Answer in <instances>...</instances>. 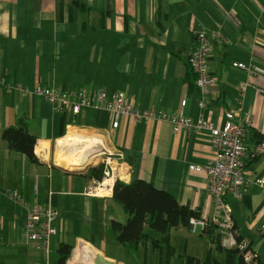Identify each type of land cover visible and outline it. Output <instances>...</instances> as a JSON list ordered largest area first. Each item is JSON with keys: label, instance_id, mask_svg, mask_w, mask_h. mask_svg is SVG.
Segmentation results:
<instances>
[{"label": "crops", "instance_id": "obj_1", "mask_svg": "<svg viewBox=\"0 0 264 264\" xmlns=\"http://www.w3.org/2000/svg\"><path fill=\"white\" fill-rule=\"evenodd\" d=\"M202 30L213 46L209 64L216 80L205 108L199 106L188 66ZM0 75L6 78L0 85V264H55L61 243L73 245L72 253L88 245L114 264H125L115 252L128 246L117 241L110 222H125L126 215L118 206L111 208L113 190L87 195L98 181L85 176L92 161L76 169L58 163V156L81 150L93 163L108 166L116 182L143 179L196 210L201 219L222 216L206 173L192 168L214 159L209 130L174 132L169 121L128 115L118 116L115 128V116L104 105L78 115L70 109L55 111L33 93L38 84L123 92L137 108L203 118L216 127L225 125L228 111L238 120L249 113L243 158L248 186L242 197L228 192L225 201L238 236L264 261V183L257 182L264 179V156L251 154L264 131V0H0ZM11 126L36 136V163L2 138ZM34 205H52L59 212L58 233L50 238L51 261L50 247L47 254L30 240L25 226ZM145 232L149 239L129 248L162 252L164 246L153 245L161 234L149 225ZM221 236L223 247L231 248ZM174 239L187 240L179 254L184 264L190 256L225 258L200 225L195 231L190 224L172 230L170 256L177 253Z\"/></svg>", "mask_w": 264, "mask_h": 264}, {"label": "built area", "instance_id": "obj_2", "mask_svg": "<svg viewBox=\"0 0 264 264\" xmlns=\"http://www.w3.org/2000/svg\"><path fill=\"white\" fill-rule=\"evenodd\" d=\"M196 39L197 45L188 57V66L194 75V83L200 93L199 106L205 108L207 106V96L216 82L209 64L213 46L205 30L197 32ZM233 65L248 70L247 65L244 63L235 62ZM3 84H6V78L0 75V85ZM245 86L244 83L239 84L241 90H244ZM33 93L51 103L55 111L63 112L70 109L73 115H78L88 107L104 105L115 116L113 122L115 128L119 125L118 116L128 115L134 119L169 121L173 125L174 132L209 130L211 132V143L215 148L214 159L207 166L193 165L192 168L205 172L208 177V190L215 200L217 209L222 213L221 217H215L211 223L215 224L220 232L226 236L225 245L228 247L238 246L242 250L247 247L246 242L237 241L238 234L234 228L231 209L225 201V196L228 192H231L240 198L248 186V181L244 175L243 158L248 149L246 125L251 123L249 113L246 112L244 118L238 120L235 112L228 111L225 125L216 127L212 122L203 118L195 121L185 115H169L162 110L137 108L130 103L127 95L123 92L108 94L103 89L98 91L85 89L61 90L38 84L33 89ZM182 105H186V100L183 101ZM251 154L264 156V131H262L261 140L253 147ZM107 181L109 185H106ZM257 182L262 184L264 179H258ZM115 183L116 176L106 166L104 167L102 179L96 181L94 186L89 187L86 193L87 195L111 194ZM13 196L16 200L23 202L22 196L17 192H14ZM58 216V210L52 205H34L27 215L25 226L30 240L39 242L47 254L49 253L50 238L58 233L55 226V220ZM209 223L205 219L191 218L189 224L195 231L198 225L203 229ZM252 258L250 252L245 254L247 262H251Z\"/></svg>", "mask_w": 264, "mask_h": 264}, {"label": "trees", "instance_id": "obj_3", "mask_svg": "<svg viewBox=\"0 0 264 264\" xmlns=\"http://www.w3.org/2000/svg\"><path fill=\"white\" fill-rule=\"evenodd\" d=\"M2 138L11 150L23 153L30 162L36 163L35 135L30 134L24 127L11 126L3 131ZM85 176L101 180L104 176L103 163L89 167ZM111 202V208L118 206L126 215L125 222L112 219L111 229L117 241L130 248L149 239L150 235L145 232L146 225H149L152 231L161 234L160 240L153 241L154 247L160 249L162 246H168L173 229L180 225L188 226L191 218H201L196 210L187 205H180L172 194L154 187L143 179H133L130 183L118 180L113 187ZM216 228L217 226L210 222L203 228V233L211 238L216 253L225 255L224 260L220 261L219 258L208 255L201 261L190 256L187 257V264H264L260 256L248 245L244 250L238 246L223 247L221 233L217 232ZM237 241L241 242L243 239L237 236ZM73 248L71 244L61 243L55 253V264H67ZM248 252L253 257L251 262L245 260V254Z\"/></svg>", "mask_w": 264, "mask_h": 264}, {"label": "rangeland", "instance_id": "obj_4", "mask_svg": "<svg viewBox=\"0 0 264 264\" xmlns=\"http://www.w3.org/2000/svg\"><path fill=\"white\" fill-rule=\"evenodd\" d=\"M97 165H98L97 162L93 163V161H92V163L86 165L85 168H89L92 166L95 167ZM74 169H76V168H74ZM186 242H187V240H185V239L180 240V242L176 241L174 239L173 245L177 249V253L173 254V255H175L174 257H172L173 255L170 256L169 246H167V247L164 246L162 252H161V250H157V249H154L152 247H150L148 249L143 247V248H140L138 250H135V249H130L129 247L124 246L121 248L120 252L119 251L115 252V248H111V247L109 248V250H111V251L114 250L116 255L121 260H123L125 264H184L180 261L181 257L179 256V254H183L184 248H185L184 244ZM191 245H192V242L189 243V246H191ZM50 251H52V253L50 252V254L47 256V258H49V261L52 260V257L54 254V249H52L50 247ZM133 252H135V253H133ZM73 256H74V254L72 253L67 264H69V262L72 261ZM170 257H172V258H170Z\"/></svg>", "mask_w": 264, "mask_h": 264}, {"label": "bare ground", "instance_id": "obj_5", "mask_svg": "<svg viewBox=\"0 0 264 264\" xmlns=\"http://www.w3.org/2000/svg\"><path fill=\"white\" fill-rule=\"evenodd\" d=\"M89 156L90 154L86 150H81L65 158L58 156V163L67 168H78L94 160V158L90 160L91 157ZM106 183V185H109L108 181ZM73 254L72 261L69 264H114L112 260L104 257L100 252L88 245L76 248Z\"/></svg>", "mask_w": 264, "mask_h": 264}]
</instances>
